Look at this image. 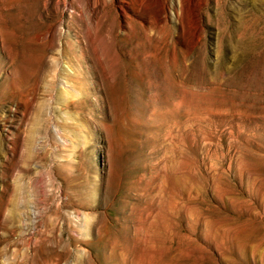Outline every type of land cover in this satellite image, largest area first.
Here are the masks:
<instances>
[{
  "label": "rangeland",
  "instance_id": "374dc122",
  "mask_svg": "<svg viewBox=\"0 0 264 264\" xmlns=\"http://www.w3.org/2000/svg\"><path fill=\"white\" fill-rule=\"evenodd\" d=\"M0 264H264V0H0Z\"/></svg>",
  "mask_w": 264,
  "mask_h": 264
}]
</instances>
